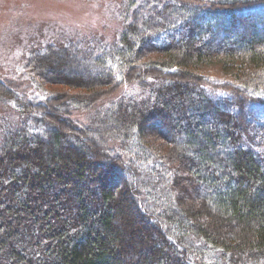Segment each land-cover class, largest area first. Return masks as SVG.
I'll return each instance as SVG.
<instances>
[{
  "label": "trees",
  "instance_id": "1",
  "mask_svg": "<svg viewBox=\"0 0 264 264\" xmlns=\"http://www.w3.org/2000/svg\"><path fill=\"white\" fill-rule=\"evenodd\" d=\"M119 10L103 52L28 41L40 98L0 77V264H264V0Z\"/></svg>",
  "mask_w": 264,
  "mask_h": 264
},
{
  "label": "rangeland",
  "instance_id": "2",
  "mask_svg": "<svg viewBox=\"0 0 264 264\" xmlns=\"http://www.w3.org/2000/svg\"><path fill=\"white\" fill-rule=\"evenodd\" d=\"M122 1L0 0V77L8 83V78L12 79L14 75L17 79L13 84L9 81L14 86L8 83L10 87L27 98H40L43 92L33 84V74L27 69L28 41L43 49L51 39H62L61 43L66 42V45L80 43L83 49L94 47L96 51L103 52L124 28L119 10ZM74 66L83 69L80 65ZM201 71L213 82L236 80L218 62L201 67ZM18 79L21 83H17ZM126 92L134 95V85L128 86ZM6 105L11 107L12 101H6ZM4 108L0 99V117Z\"/></svg>",
  "mask_w": 264,
  "mask_h": 264
}]
</instances>
